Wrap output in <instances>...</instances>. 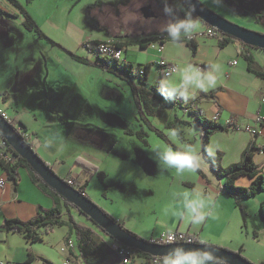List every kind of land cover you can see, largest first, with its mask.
<instances>
[{
  "label": "crops",
  "instance_id": "1",
  "mask_svg": "<svg viewBox=\"0 0 264 264\" xmlns=\"http://www.w3.org/2000/svg\"><path fill=\"white\" fill-rule=\"evenodd\" d=\"M229 1L233 3L235 0ZM240 1L244 6L250 7V0ZM89 3L92 20L96 18L108 32L103 37L86 39V32L76 29L75 33L72 30L71 35L59 41L49 32L61 28L56 23L58 7H46L42 23L32 15L46 36L55 41L56 44L53 45L34 31L27 30L22 25L18 10L3 1L4 11H0V49L3 52L9 50L10 56L0 59V91H10L13 95L9 93L6 101L0 97V111L25 125V135L32 148L49 163L55 173L61 177H72L80 184L86 183L85 186L88 184L85 182L87 172L82 167L78 171L74 164L67 163L62 158L52 162L46 159L44 145L48 143L47 138H50L48 134L59 131L65 135L68 142L65 153L74 160L82 156L87 161L101 165L102 160L95 155V151L121 156L128 165L123 166L116 179L109 178V190L107 188L105 195H101L109 202H98V205L141 238L149 239L162 231L179 230L192 233L205 243L233 251L241 248L243 251L249 235L250 198L241 199L237 204L224 192L222 179L216 175L203 151L200 153L201 172L195 171L189 179L180 180L179 189H173L171 185L169 187L167 180L160 181V176L166 172L174 173L175 169L158 166L151 145H145L134 134H128V130L137 131L143 127L148 135V129L136 119L137 107L125 73L100 67L95 63L99 60L93 49L84 48L82 44L85 41L91 43L117 39L125 45L126 53L118 63H131L135 67L134 61L127 56V49L137 46L142 50H150L152 48L148 43L155 36L162 35L164 49L161 52L152 49L155 51H150L153 57L142 63L137 62L138 67L134 68L137 70L145 64L150 65L147 82L153 85L164 75L158 65L161 58L173 64L174 68L183 67L189 62L201 68H206L212 62L218 63L220 71L217 73L216 86L207 91L198 90L194 98L186 101L188 103L200 95L202 97V94L213 92L211 97H202L196 108L205 117L213 119L216 116L219 123L228 126L227 131L214 133L209 143V149H215L213 155L222 151L221 161L224 167L237 161L243 149L253 139L254 136L245 127L253 124L257 113L264 118V81L248 71L243 57L250 49L237 41L220 47V33L206 36L203 33L206 24L203 22L196 25L179 44H173L161 30L167 18L154 0H105L101 3L96 0ZM176 3L181 9L178 1ZM143 9L148 13H143ZM261 11L264 10H258ZM192 35L196 44L195 51L184 40ZM141 40L147 46L141 48ZM153 66L158 75L150 80ZM19 101H22L21 106L18 105ZM154 105L158 109L157 104ZM38 110L40 113H37ZM183 114L185 110H182ZM178 117L186 120L183 116ZM150 119L152 121L153 118ZM260 128L261 133L255 141L258 145H264V124H260ZM185 139L190 140L187 137ZM0 143L2 145L1 136ZM48 144V148L53 150ZM60 149L59 147L54 151L57 156L61 153ZM229 154L231 158L225 160ZM254 161L264 171V151L255 154ZM18 174V186L14 188L0 165V179L3 181L0 186V259L11 264H33L35 259L26 263L31 253L36 257H44L53 264H82L74 238L70 237L68 240L72 241V246L66 241L68 228L65 225L36 230L43 244L45 240L50 243V251L32 246L30 242L33 241L26 240L21 233L3 227L6 218L29 220L36 216L38 207L47 209L53 205L52 198L32 182L24 166H19ZM170 177L174 179V175ZM236 184L248 186L250 179L240 176L236 179ZM185 189L201 193L212 200L211 208L206 209L208 214L198 223L193 224L187 218L172 215L171 210ZM257 200L260 205L264 197ZM261 218L264 231V218ZM56 228L59 229V237L54 239L52 236H55ZM254 235H258V232ZM245 256L250 258L247 254ZM143 262L144 258L137 256L131 264ZM118 263L121 264L119 259Z\"/></svg>",
  "mask_w": 264,
  "mask_h": 264
},
{
  "label": "trees",
  "instance_id": "2",
  "mask_svg": "<svg viewBox=\"0 0 264 264\" xmlns=\"http://www.w3.org/2000/svg\"><path fill=\"white\" fill-rule=\"evenodd\" d=\"M7 1L9 4H11L14 8L18 10L19 14L22 17V25L27 30L34 31L40 37L46 38L48 42L53 45L56 44L55 41H53L48 36H46V34L39 28V26L36 24L35 20L31 16V14L26 10V8L18 0H7ZM32 1L33 0H25L26 3H30ZM154 1H156L157 5L163 9L164 7L163 0H154ZM176 1H179L181 3L183 9L182 8L179 9L177 7ZM169 3L175 9L178 10L177 14L179 16L184 15V9L189 10L182 3L181 0H169ZM191 15L193 19L195 20L199 19L195 17V15L192 12H191ZM260 15H261L260 17L255 18L254 20L255 24H257L258 22H261L260 19L264 20V16H263L264 11H261ZM218 32L221 35V37H219L218 39V45L220 47L225 46L231 41H237L243 46H249V45L242 43L241 41H239L237 38L233 36L224 34L220 31ZM148 40L147 42H149ZM184 40L186 41L187 45L193 51H195L196 44L193 38L184 39ZM139 46L143 48L147 45L144 44L143 40H141ZM249 47H252V46H249ZM252 48H256V47H252ZM74 56L76 58L82 59L81 57L77 55H74ZM243 57L246 60L248 71H250L252 74H254L255 76H257L258 78L264 81V67L257 65L251 52L244 53ZM97 60H99V62L95 61V63L96 64L98 63V65L102 68L110 69L114 72L125 73L126 78L128 82L130 83L131 90H132L134 100L136 103L137 121L142 123V125L145 126L148 130H152L153 132H155L157 136H159L164 141H166L174 149L178 147L167 139L162 129L157 128L152 124V121L150 118L155 116L156 110H157V107L154 104H157L158 107L165 106V104H171L173 106L179 107L182 110H185V112H187L188 114L192 116V120L195 123H197L201 129H203V136H204L203 152L205 153L206 157L208 158L211 165L213 166L216 175L222 179L223 191L226 192L229 196H231L237 204L240 203L241 199H244V198L247 199V198L253 197L254 195H256L258 191L264 190L263 168L258 166L256 162L254 161V155L264 151V145H258L255 141V138L257 137L258 134L253 135L254 136L253 139L243 149V151L241 152L239 161L231 163L227 167H222L220 164V160L222 156L221 152H218L216 155L209 154L208 142L210 140L211 134L218 130L220 131L228 130V126L219 123L216 120V116L213 119L207 118L203 115V113H201L199 109L196 108L198 101L202 97H211L213 95L212 91L207 94H202V97L200 95L196 97L194 100L186 104H183L179 98L174 99V100H165L160 95L157 86L153 84H149L147 82V73H148V69L150 65L145 64L136 70L134 69L135 67H133L131 63H123L120 65L118 62H114L110 64L99 57H97ZM0 97H2L4 101H6L9 98V93L7 91H0ZM9 123L19 132V134L26 140V142L31 145L27 136L25 135V132H26L25 125L21 122L15 121L13 118H11ZM189 123H190L189 120H184L178 116H175L173 121L170 120L166 123L165 128H168L171 130L179 129L180 134L178 137L181 140L185 141L186 144H192V140L186 141L183 135L182 129L178 128L179 124H189ZM261 124L262 125L264 124V118L262 117H261ZM127 132L128 134H134L143 144L148 145L147 131L145 130V128L141 127L137 131L128 130ZM4 149L5 151H9L11 155L13 156V158L10 161H4L3 159L0 158V165L4 169V172L6 173L7 178L12 182L13 187L16 188L18 186L19 166H24L28 170L32 182L38 188H40V190L43 193H45L46 195L52 198L53 205L52 207L47 208V209L38 207L36 216L29 220H21L19 218H6L3 222V227L8 230L19 232L23 235V237L26 240L35 242V241L41 240V237L36 232V230L39 227L45 226L47 228H51L53 226L65 225L68 228V232L66 235V241H68L69 238L72 237V235H74V240H75L76 247H77V255L80 258L82 264H119L118 262L115 263L113 260H109L107 257L108 250H114L115 252V247L113 246V243L109 242L107 239L99 235L93 227L88 226L82 222L80 223L76 222L72 218V215L69 213L70 212L69 207L73 205L70 203H67L56 191H54L47 184H45L43 180L29 167L27 162L23 158L19 157L10 148V146L6 142H5V145L3 146V150ZM74 162L79 164L85 172L90 173V174L96 173L99 180L104 182V178L106 174L102 170H98V167L96 165H94L93 163L81 157H76ZM45 163L49 165L47 162ZM196 171L201 172L200 168L197 169ZM240 176H245L249 178L250 185L242 186V185L236 184V179ZM68 178H72V177H69V176L62 177V179L66 181V183H67ZM85 184L86 183L82 184L78 188V190L82 192L83 194H85L84 192ZM104 187H106L105 184H104ZM103 193L105 195V191ZM64 210H66V215H67L66 218H63ZM260 213L262 214L264 218V200L261 201L260 203ZM128 231L136 235L134 232L130 230ZM196 242L201 243L202 241L197 239ZM241 251H242L241 248L236 250V252L239 254H241ZM137 256L144 258L143 264H155L152 262V260L155 257L148 253L137 250ZM36 258H39L43 264H53L48 259L44 257L33 256L31 253H30V256L27 258L26 263L31 262L32 260ZM127 264H131V263H127Z\"/></svg>",
  "mask_w": 264,
  "mask_h": 264
},
{
  "label": "rangeland",
  "instance_id": "3",
  "mask_svg": "<svg viewBox=\"0 0 264 264\" xmlns=\"http://www.w3.org/2000/svg\"><path fill=\"white\" fill-rule=\"evenodd\" d=\"M21 4L26 8V10L33 15L38 22L42 23L45 19L46 14V7H50L51 9L53 6L58 7V11L56 12L58 17L56 19V23L61 28L53 29V31H49L50 34L53 37H56L59 41H62L63 38L67 37V35H71V32L73 30V33L76 32V29L79 31H84L87 34L86 39H92L94 37H103L102 35L108 34L105 27L101 26L99 22L94 18L92 20L91 18V9L89 6V2H94L96 0H33L31 3H26L25 0H19ZM105 0H98L99 3L104 2ZM206 7L210 8L211 10L215 11L222 17L228 19L229 21L239 24L241 26L247 27L252 30H256L259 32L264 33V21L258 22L257 24L254 23L253 19L256 17H260V12L258 10H264V0H250V7L244 6V4L240 0H235L233 3L229 0H200ZM178 5L182 7L181 3L178 1ZM130 10V8H128ZM186 10L184 9V12ZM148 13L146 10L143 9V13ZM264 16V15H263ZM193 19V18H192ZM196 25H199L202 21L199 19L195 20ZM64 29V30H63ZM82 29V30H81ZM205 30V29H204ZM90 35V36H89ZM1 44V43H0ZM250 49L251 54L253 55V58L257 65L264 67V50L259 48H252L249 46H245ZM150 49V48H149ZM150 51H154L152 49L150 50H142L139 49L137 46H130L127 49V56L134 61L135 68L138 67V63H142L143 61L147 60L148 58L153 57L152 53ZM155 52V51H154ZM10 56V51L3 52L0 49V59L8 58ZM123 56H126V53L123 52ZM158 72L153 66L151 68L150 72V80H153L155 77L157 78ZM9 93H12L9 91ZM13 95V93H12ZM180 99V98H179ZM22 100V98H21ZM180 101L185 104L187 103L186 100L180 99ZM22 101H19V106H21ZM1 106V104H0ZM37 113H40L39 110ZM183 116L186 120H189V124H179L178 126L182 128L183 134L188 139L192 140V144L198 151L201 153L203 151L204 146V136H203V129L200 128V126L195 123L192 120V116L185 112V114L182 115V110L177 107L173 106L171 104H165V106H160L157 109V113L152 118V124L160 128L164 131L167 139L176 145L178 148L182 144H186L183 140H181L178 136L171 135V129L165 128V125L168 121L174 120L175 116ZM216 132H221L220 130L215 131L211 134L212 135ZM221 135V134H217ZM50 138L48 139V143H50V147H53V150L48 148V143L44 145L45 148V156L46 159L49 160V162H52L53 160H60L61 158L65 160L67 163L74 164L77 168V170H81V166L74 162V159L72 157H69L65 152L68 149V142H66L65 135L63 136L59 131L55 132L53 131L51 134H48ZM220 139V138H219ZM147 141L148 144L151 145V148L156 151L157 149H161L165 146H170L166 141H164L162 138L157 136L155 132L152 130H148L147 135ZM209 143L208 142V150H209ZM1 149L0 152L3 150V145L0 143ZM61 148L60 155L57 156V154L54 152L58 148ZM72 148H70L69 151H71ZM37 152V151H36ZM222 153V151H219ZM38 153V152H37ZM203 153V152H202ZM72 156V153H70ZM38 155L41 157V155L38 153ZM95 155L99 156L102 160L101 165L93 163L98 167V170H102L106 176L104 178V182L100 181L97 177V174H88L86 173V181L88 184L85 186L86 191L84 190L85 194L90 198L95 204L98 205V202L101 204L103 202H109L108 199H104L101 195L104 196V191H107L108 183L110 182L109 178L116 179L119 174L122 171L123 166H127L128 164L122 160L121 156H119L116 153L112 154H99L97 151H95ZM155 156V154H153ZM216 155V154H215ZM223 155V153H222ZM82 157V156H81ZM42 158V157H41ZM84 158V157H83ZM223 157L221 156V159ZM231 158L230 154L225 158V160H229ZM240 158L237 159L239 161ZM42 160H44L42 158ZM45 161V160H44ZM237 161H233L237 162ZM47 162V161H45ZM49 164V163H48ZM220 164L222 167V161L220 160ZM258 166H260L258 163H256ZM202 165V162H201ZM122 166V167H121ZM166 172V174L163 176H160L158 179L160 181H168V186H172L173 189H179V183L180 180H187L192 175L195 174V172H189L188 170H185L183 173H178L176 170H174V173ZM125 173V172H123ZM167 175H169L167 177ZM170 175H174V179L170 177ZM104 184L106 187H104ZM157 189V188H156ZM170 189V188H169ZM109 190V188H108ZM184 191H189L188 189H185ZM264 197V190L258 191L256 195L253 197H250L248 204V208L250 211V220H249V228H248V240L245 243L243 247V251L241 252V255L245 258H247L249 261L255 263V264H264V231L262 229V214L260 213V205L258 202V198ZM102 210H104L100 205H98ZM70 214L72 215V218L76 222H82L88 226L93 227L99 235L107 239L109 242H111V238L105 235V233L100 230L98 227H96L93 222L88 219L85 215L80 213L76 207L70 206L69 207ZM152 210V208H151ZM150 210V211H151ZM105 211V210H104ZM109 214V213H108ZM151 214V213H150ZM149 214V215H150ZM64 216L66 215V210H64ZM39 228H43L45 230V226H41ZM38 228V229H39ZM37 229V230H38ZM255 232H258V235H254ZM57 233V234H56ZM54 239L59 237V229L56 228L55 236H52ZM74 238V235H72ZM35 241L30 242L32 246L42 249V250H48L50 251V243H47V240L43 242ZM54 247V244H53ZM249 255L250 258L246 257L245 254ZM107 257L109 260H113L115 263L118 262V258L114 252V250H108ZM258 260H261L263 262L259 263ZM41 260L39 258L35 259L33 264H41Z\"/></svg>",
  "mask_w": 264,
  "mask_h": 264
},
{
  "label": "clouds",
  "instance_id": "4",
  "mask_svg": "<svg viewBox=\"0 0 264 264\" xmlns=\"http://www.w3.org/2000/svg\"><path fill=\"white\" fill-rule=\"evenodd\" d=\"M162 9L166 22L161 30L173 44H179L182 39L189 35L196 26L192 19L191 10H186L183 16L177 14L169 0H163ZM220 71L218 63H209L206 68H201L195 63L189 62L183 67L173 68L171 73L166 72L157 81V88L165 100L177 98L188 100L194 98L197 91H207L217 84V73ZM179 129L171 130V135L179 136ZM214 148L209 149L211 155ZM160 167L173 168L178 173L185 170L195 172L200 168L202 158L199 151L191 144H182L179 148L165 146L155 151L154 157ZM212 200L201 193L185 191L178 197V202L172 208L174 217L187 218L193 224L203 220L208 214ZM160 264H223L221 258L211 252L202 249L186 250L181 247L170 249L161 257Z\"/></svg>",
  "mask_w": 264,
  "mask_h": 264
},
{
  "label": "water",
  "instance_id": "5",
  "mask_svg": "<svg viewBox=\"0 0 264 264\" xmlns=\"http://www.w3.org/2000/svg\"><path fill=\"white\" fill-rule=\"evenodd\" d=\"M182 3L204 24L237 38L242 43L264 50V33L233 23L215 11L206 7L200 0H181ZM0 136L10 148L47 184L56 191L67 203L75 206L88 217L112 241L132 247L155 257H162L170 249L181 247L186 250L202 249L215 254L225 264H255L236 251L205 242H172L156 244L129 232L118 220L104 212L85 194L69 185L47 165L30 144L0 113Z\"/></svg>",
  "mask_w": 264,
  "mask_h": 264
},
{
  "label": "built area",
  "instance_id": "6",
  "mask_svg": "<svg viewBox=\"0 0 264 264\" xmlns=\"http://www.w3.org/2000/svg\"><path fill=\"white\" fill-rule=\"evenodd\" d=\"M3 1L6 2L7 0H0V11H4V4ZM8 2V1H7ZM203 33L206 36H215L219 34V32L211 27L206 25V29L203 31ZM162 35H157L154 37V40L148 43V46L152 49H155L158 52H161L164 49V42L162 41ZM192 39V36H188V39ZM82 47L84 48H92L97 57L105 60L107 63H114L119 62L123 60V52L125 50V45L118 41L117 39H106V40H99V41H92L91 43L89 41H85V43L82 44ZM158 65L163 70L164 74L166 72L171 73V70L174 68L173 64L166 61L165 59L161 58L158 61ZM201 67V66H199ZM1 115L4 119H6L8 122L11 120V117H9L4 112L0 111ZM231 124L230 121H228ZM261 116L257 113L255 117L253 118V124L247 125L245 129L249 131L252 135L260 134L261 133ZM2 145H5V141L2 140ZM0 158L4 161H10L12 160L13 156L9 151L2 150L0 152ZM67 183L74 188L78 189L82 184L76 182L72 178L67 179ZM3 185V181L0 179V186ZM197 236L184 231L179 230H173V231H162L159 232L152 237L148 239V241L156 244H167L172 242H187V243H193L196 242ZM113 242V246L115 247V253L117 257L119 258V261L121 264H127L131 263L132 260L137 258V250L128 247L122 244H119L117 242ZM68 245L72 246V241H68ZM155 257V256H154ZM161 257H155L152 262L155 264H160ZM0 264H11L6 260L0 259ZM68 264V262H66Z\"/></svg>",
  "mask_w": 264,
  "mask_h": 264
}]
</instances>
